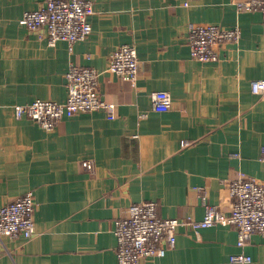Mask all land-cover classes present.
Returning a JSON list of instances; mask_svg holds the SVG:
<instances>
[{
	"label": "crops",
	"instance_id": "1",
	"mask_svg": "<svg viewBox=\"0 0 264 264\" xmlns=\"http://www.w3.org/2000/svg\"><path fill=\"white\" fill-rule=\"evenodd\" d=\"M91 1L92 32L70 49L20 23L44 0H0V207L27 192L35 202V235L3 238L0 264H118L115 222L130 204L153 201L162 218L201 220L200 188L227 214L231 180L264 184V96L251 90L264 81L261 13L241 10L244 0ZM191 23L239 27L241 38L218 62H198ZM122 45L137 51L135 87L107 71ZM71 65L99 72L113 119L85 112L46 130L15 117V105L65 102ZM157 91L170 94L169 111L153 109ZM236 254L264 264V236L240 248L234 226L201 229L199 237L180 227L174 248L140 264H237Z\"/></svg>",
	"mask_w": 264,
	"mask_h": 264
},
{
	"label": "built area",
	"instance_id": "2",
	"mask_svg": "<svg viewBox=\"0 0 264 264\" xmlns=\"http://www.w3.org/2000/svg\"><path fill=\"white\" fill-rule=\"evenodd\" d=\"M239 8L261 13L264 19V0H244ZM94 14L91 0H44L43 5L23 15L20 23L31 31L45 35L49 45L65 41L70 49L77 41L85 40L92 32L89 17ZM42 36V35H41ZM239 27L224 29L216 25L191 23L188 26L190 56L198 62H218L226 44L238 43ZM137 51L132 45H122L110 57L107 71L135 87L139 76ZM99 72L91 67L71 65L66 74L67 99L63 103L36 100L29 104L15 105L17 119H29L46 130H53L66 118L79 113L103 110L109 119L114 117L115 104L107 103L99 86ZM252 93L264 96V81L251 84ZM152 106L156 112H167L171 96L166 91L152 93ZM145 117V114H141ZM82 167L92 170L90 161ZM231 210L225 213L208 203L205 188L199 193L204 204L201 220L162 218L156 202L132 203L126 215L116 220L114 233L118 240V264H140L143 260L165 256L174 248L178 228L190 229L199 237L201 229L213 226H234L237 246L244 248L254 234L264 236V184L240 175L228 186ZM35 202L32 192H27L13 202L0 207V245L3 238L25 240L35 235ZM232 263L248 264L250 256L236 254Z\"/></svg>",
	"mask_w": 264,
	"mask_h": 264
}]
</instances>
